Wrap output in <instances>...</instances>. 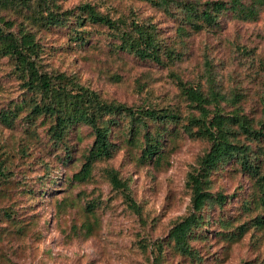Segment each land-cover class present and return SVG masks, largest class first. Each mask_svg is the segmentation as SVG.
Returning <instances> with one entry per match:
<instances>
[{
    "label": "rangeland",
    "instance_id": "374dc122",
    "mask_svg": "<svg viewBox=\"0 0 264 264\" xmlns=\"http://www.w3.org/2000/svg\"><path fill=\"white\" fill-rule=\"evenodd\" d=\"M54 1L59 10L77 11L88 2L110 17H148L178 49L179 59L156 63L116 50L105 26L83 18L76 26L86 39L82 45L62 27L35 31L42 69L74 77L105 101L169 106L182 120L170 125L173 131L163 137L157 158L140 156V137L112 130L113 152L95 160L80 181L70 175L92 142L87 125L70 129L63 146L47 139V123L29 124L23 106L10 124L0 120V264H154L151 241L187 212L185 174L208 147L205 139L182 131L184 116L197 112L178 81L203 92L212 81L228 96L219 101L222 112L237 104L253 125L264 121V1L244 0L258 8L255 16L221 13L214 29L186 35L177 33L170 15L144 0ZM0 15L16 28L17 14L0 10ZM24 95L11 60L0 57V111L22 103ZM109 169L126 181L136 208L109 182ZM209 190L225 199L206 208L202 237L190 241L198 257L162 246L161 264H264V224L250 223L257 213L264 218L254 179L236 165H224L210 174ZM241 224L240 235H233Z\"/></svg>",
    "mask_w": 264,
    "mask_h": 264
},
{
    "label": "trees",
    "instance_id": "16d2710c",
    "mask_svg": "<svg viewBox=\"0 0 264 264\" xmlns=\"http://www.w3.org/2000/svg\"><path fill=\"white\" fill-rule=\"evenodd\" d=\"M144 1L170 15L180 35L199 31L203 27L214 29L219 24L221 13L248 17L255 16L258 9L253 4H245L244 0ZM263 1L256 0V3L262 4ZM77 9L59 10L54 0H0V10H10L20 17L16 28L12 29V20L0 15V57L11 60L12 71L25 93L22 103H13L8 109L0 111V120L10 124L23 106L26 121L34 124L35 119H39L40 123H47V139L59 144L64 143L74 126L87 125L93 133L92 142L83 154L79 169L70 175V179L80 181L89 176L95 160L106 158L113 152L112 130L120 129L128 138L133 135L140 137V156L157 158L162 152L163 137L173 131L170 125L182 118L176 109L169 106L146 102L132 106L105 101L74 77L40 67L42 47L35 38V31L62 27L71 34L73 41L82 45L86 39L76 26L82 23L83 18L105 26L116 50L156 63H171L179 59L178 49L164 40L155 22L148 17L134 14L110 17L88 2L79 4ZM178 85L189 105L197 112L184 116L187 120L180 125L182 131L190 137L205 139L208 147L185 174L184 186L189 191L187 212L172 223L165 236L151 241V260L154 264H161L159 250L162 246L163 249L170 247L180 254L198 257L190 241L202 237L200 235L207 220L206 208L214 203L222 205L225 199L222 193L209 190L210 174L218 168L236 165L254 179L261 203L255 202L264 203V121L253 125L245 114L238 111L237 104L234 105L235 110L222 112L219 101L227 100L228 96L214 89L212 81L207 92L181 81ZM3 170L0 166V172ZM107 176L113 186L123 191L128 204L136 208L126 181H121L114 169L107 170ZM250 223L262 226L263 213L254 215ZM242 225L233 235H240L244 229Z\"/></svg>",
    "mask_w": 264,
    "mask_h": 264
}]
</instances>
